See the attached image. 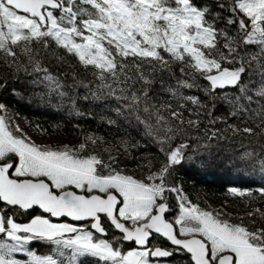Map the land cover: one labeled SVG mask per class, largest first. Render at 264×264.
<instances>
[{"label": "snow or ice", "instance_id": "obj_1", "mask_svg": "<svg viewBox=\"0 0 264 264\" xmlns=\"http://www.w3.org/2000/svg\"><path fill=\"white\" fill-rule=\"evenodd\" d=\"M67 56L93 77L81 81L84 99L114 100L118 116H135L164 160L137 176L113 155L138 146L126 139L103 152L104 138L93 133L75 145L37 143L0 102V264H264V208L249 202L233 218L169 181L189 147L174 141L205 120L224 121L187 92L203 91L213 109L228 103L240 120L223 130L206 125L204 139L231 132L242 143L264 141V0H0V64L10 74L64 97L47 63ZM244 155L264 173V159ZM36 241L51 252L31 250Z\"/></svg>", "mask_w": 264, "mask_h": 264}, {"label": "trees", "instance_id": "obj_2", "mask_svg": "<svg viewBox=\"0 0 264 264\" xmlns=\"http://www.w3.org/2000/svg\"><path fill=\"white\" fill-rule=\"evenodd\" d=\"M199 2L211 4L212 0H199ZM47 66L54 75L59 76L64 85L65 96L61 97L63 99L61 104L33 97L32 92L27 90L28 87L31 86L34 89L41 86L47 87L33 83L34 77L23 72L18 74L17 79L0 64V79H7V88L0 90V102L8 105V114L14 112L24 118L31 127L37 128L36 126L40 125L47 129V134L50 135L79 138V140L85 133L101 136L106 142L99 146L98 151L101 152L104 148L119 146L121 140H129L131 144L138 145L131 149L130 154L125 153L121 148L118 153L113 151V155L118 156L121 167L137 176L149 170V161H151L153 170L160 167L164 160V155L160 152L161 145L154 137L144 134V126L136 121L135 116H127V114L118 116L114 100L100 102L91 98L84 99L88 89L82 86L81 81L84 83L91 81L93 77L90 72H85L70 56L66 57L65 63H57L55 59H52ZM201 83L206 82L201 81ZM224 91L232 96L236 90L226 89ZM187 94L200 96L201 100L208 105V110L212 111L213 116L224 117V121H218L212 126L207 125L205 120L198 130L187 128L188 135L181 136L174 141V144L185 142L189 147L185 149L183 162L173 168L169 177L170 183L182 187L185 194L202 207L231 213L233 218L242 216L250 210L247 206L249 202L252 207L264 208V197L256 191L264 188V173H261L258 164L253 167L244 155L246 152H254L256 156L264 159V141L250 143V138H248L242 143L241 137H233L231 132L223 133L228 136V139H213L212 141L204 139L206 125L223 130L227 124H239L240 120L229 114L231 107L222 100H217L213 109L210 98L203 91L192 90ZM161 99H166V97L161 95ZM72 101H75L74 105ZM109 120L115 123L110 125ZM231 188L244 192L251 191L253 197L233 196L229 193ZM208 199L224 201L230 210L220 206L212 207ZM171 202L174 204V196L171 197ZM26 219L25 216L18 217L20 221ZM42 245L48 244L36 241L32 242L29 247L38 251L37 248ZM50 252L51 249L45 253ZM80 264H99V261L91 257H83ZM174 264H183V261L180 257H176Z\"/></svg>", "mask_w": 264, "mask_h": 264}, {"label": "rangeland", "instance_id": "obj_3", "mask_svg": "<svg viewBox=\"0 0 264 264\" xmlns=\"http://www.w3.org/2000/svg\"><path fill=\"white\" fill-rule=\"evenodd\" d=\"M36 89V90H35ZM32 88L31 86L27 88L29 92H32L33 97H37L40 100H47L50 103H58L61 104L63 103V99H61V96L58 94L49 91L48 88H45L41 86L40 88ZM41 91H38L40 90ZM39 93H37V92ZM52 99V101H50ZM10 117L12 118L13 122L15 124H19L21 128L25 130V132L30 135L37 143L41 144H52V145H57V144H63V143H69L72 145L78 144L80 142L79 138H73V137H63V136H58V135H50V134H45L41 135V133L37 130V128L31 127L28 122L17 115L16 113H9ZM212 207H218L220 206L223 209L230 210V207L225 203L224 201H219V200H213V199H208ZM220 208V209H221ZM36 249V246L33 245ZM31 250H34L33 247H30ZM38 251H36L38 254H46L45 252H49L51 249V245H42L39 248H37ZM19 258L25 259L26 257L20 256Z\"/></svg>", "mask_w": 264, "mask_h": 264}]
</instances>
